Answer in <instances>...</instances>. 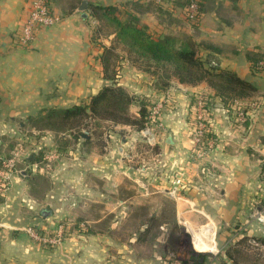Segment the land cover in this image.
Instances as JSON below:
<instances>
[{"label": "crops", "instance_id": "0c3cea01", "mask_svg": "<svg viewBox=\"0 0 264 264\" xmlns=\"http://www.w3.org/2000/svg\"><path fill=\"white\" fill-rule=\"evenodd\" d=\"M26 1L0 0L2 146L12 144L19 135H23L19 137L22 144L30 141L31 138L25 136L27 129L33 133L50 131L44 126L33 125L29 118L86 104L98 94L107 81L102 56L105 49L111 47L116 32L109 35L101 31L95 33L99 23L91 18L89 4L113 5L118 7L119 16L121 8H125L124 3L129 0H51L52 10L60 20L51 27L39 29L33 43L23 47L18 45L16 35L22 25ZM83 1H87V8L81 10ZM154 1L162 11L147 12L146 17L148 28L155 36L168 32L190 34L198 45L200 57L209 60V64L235 72L242 79H250L260 88L255 96L235 99L228 107L221 101L220 94L205 81L184 84L176 78H163L170 86L162 89L160 83L156 85L161 80L159 72L154 74L143 70L118 51L121 55L117 62V77L125 91L130 95L166 99L162 119L164 140L168 151H175V164L178 165L181 159L184 165L188 149L196 148L189 138V126L192 130L197 124L200 98H211L207 116L214 138L209 140L213 147L206 161L213 172L207 176L205 190L199 165L193 164L191 188L192 207L203 210L207 205L210 209L208 217L215 229L208 226L206 233L197 232L195 243L202 251H217V227L220 251H229L227 256L231 259L239 256L244 264H252L245 260L253 257L246 248L247 240L263 241L264 235V225L256 222L252 214L255 209L264 207V164L260 160L262 156L258 155L260 152L264 154V70L252 68L253 55L264 53V0H204L205 15L194 28L176 6L178 0ZM166 17L173 19L172 22ZM253 100L258 101L257 106H252ZM191 107L195 114L193 119ZM238 113L245 115L243 120L238 119ZM15 134L19 135L13 139ZM116 135H111L110 142L117 156L111 159L93 148L78 161L71 155L60 157L53 171L33 169L27 174L21 170L20 174L13 176L14 181L0 199V264H71L77 250L86 257H93L94 251L98 262H107L105 258L110 255L103 252L108 251L111 244L108 247L103 244V225L117 224L120 211L131 209L133 203V207L136 204L143 207L141 212H145L147 204L145 196H136V186L121 185V178L132 179L133 173L121 172L124 159L119 154L121 146ZM83 136L79 144L88 147L91 139ZM33 140L31 143L37 148L56 146L51 134H42ZM120 143L123 145V138ZM249 148L255 149L256 153ZM251 161H255L252 167L249 166ZM30 164L35 167L37 162L32 158ZM251 168L254 170L252 174L249 173ZM179 169L182 172L176 174V179L184 190L187 177L184 168ZM53 178L59 181L57 185ZM43 180L49 186L42 187ZM122 204L127 206L123 208ZM183 208V199L182 206L176 201L177 215ZM57 209H60L59 216L63 215L68 223L89 226L86 234L83 232L76 237L81 245H75V239L65 243L62 257L57 256L53 246L42 243L29 231H40L46 238L52 237L49 226L54 224L52 220ZM140 231L145 236V226ZM93 242L95 247H89ZM141 257L142 263L147 264L145 248ZM88 261L85 259L82 263L90 264Z\"/></svg>", "mask_w": 264, "mask_h": 264}, {"label": "rangeland", "instance_id": "374dc122", "mask_svg": "<svg viewBox=\"0 0 264 264\" xmlns=\"http://www.w3.org/2000/svg\"><path fill=\"white\" fill-rule=\"evenodd\" d=\"M132 8L135 7L130 5L121 8L118 17L120 19H125L127 17L125 9ZM127 19L129 20L130 17H127ZM189 25L193 26V28L195 27L191 23H189ZM156 83V85L159 84V82ZM139 100L142 102L146 101V104L147 101H149V105L152 108L159 101V99L156 98H147L146 95H143ZM257 102L258 101L253 100L252 106H257ZM139 109V102L135 101L130 106V113L134 117L139 118ZM164 113L165 106L160 115L159 113L153 115V119H150L148 114V120H146L144 127L138 131L132 125L114 124L101 119L87 121V119L77 118L70 122H58L55 124L54 129L47 131L48 133L42 131L33 133L31 129H27L25 136L27 137L28 135L31 140L23 144L19 139V137L23 135L20 136L19 134H15L13 139L18 135L19 137L13 140L12 144L5 143V146L0 145V186L5 184L2 182L1 175L11 173V185L14 181L13 176L20 174L21 170L27 174L33 171V169L53 171L56 169L55 164L60 160V157H68L71 155L78 161L82 155L93 148L100 150V152L104 154L106 153L109 159H111L117 156V151L110 142L111 135L117 134L116 137L119 139V146H121L119 154L124 159L123 163H121V172L133 173V175H131L132 179H127V177H125V179L121 178V185L128 183L129 185L136 186L138 190L136 196L138 198L145 196L147 198V204L145 206V212H141L143 207L139 204L133 207L134 203L132 202L131 209L124 208L127 204H122L121 207H123L124 210L121 208L122 210L120 211L117 224L103 225L104 242H102L105 247L111 244L109 250L103 252L104 255H110V258H105V261L107 260L105 264H143V258L141 256L144 248L147 251V264L243 263V258L237 256V258L231 259L227 256L229 251H220V248L217 246V237L219 234L217 227L215 230L217 251H202L196 246L195 239L198 235L197 232L200 231L204 234L208 226L214 227V225L210 217H208L210 216V209L207 205V207H203V210H197L192 207V203L194 202L191 188L192 166L193 164L199 165L198 169L200 175L205 178H203V185L205 186V190H207V176L210 172H213V168L206 161L210 153L208 151V146L205 145L203 148H200V150L202 154H207L203 158L197 157L198 145L196 150L188 149L189 151L184 155L186 161L184 165L181 159L178 165L177 163L175 164L177 157L174 154L175 151L170 152L167 149L164 140V128L156 127L154 124L159 121V116L163 119ZM188 118L191 120L190 114H188ZM29 122H32L30 118ZM38 125H44V123H38ZM150 125L155 126L153 130L155 137L153 142H150L146 136L141 134V131ZM27 126H30V124H27ZM189 127V138L193 141L191 126ZM42 134H46V136L49 134L53 135L56 141L55 148H37L31 143V141H34L33 139H37V137L42 136ZM83 135L89 136L91 139V144L88 145V147L79 144L82 143ZM122 138L124 140L123 145L120 143ZM249 150H251L253 154L256 153L255 149L249 148ZM111 152H113V154H110ZM258 152L259 149L257 153ZM16 153L17 155L15 156ZM252 153H250V156ZM258 155L262 156L260 160L262 164H264V154L260 152ZM14 157V163L12 167H10L8 163ZM32 158L37 162L35 167L30 164ZM254 164L255 161H251L249 166L252 167ZM181 167L184 168L183 171L186 173L187 177L184 190H181L182 184L176 179V174L182 172V170L179 169ZM262 170L264 174V165ZM252 171L254 170L251 168L249 173L252 174ZM52 181L56 182V185L59 183L57 178H53ZM40 184L42 187L43 185L49 186V183L44 180ZM6 190L0 191V199L5 195L7 192ZM165 191H167V193H165ZM120 197L123 198V195L121 194ZM182 199L184 201V208L180 209L177 215L176 201H179V205L182 206ZM59 213L60 209L55 210V219L52 220L54 224L51 223L49 226L50 232L53 233L52 237L46 238L40 231H36L35 235L42 243H48L53 246L58 252L57 256L59 254L62 257L65 243L71 239H75L73 243L77 246L81 245V242H79L76 237L83 232L86 234V230L89 226L86 224L76 225L68 223L63 215L59 216ZM144 226L146 229L145 236H143L140 231ZM195 232L197 234H195ZM173 236H176V238ZM253 241H255L256 244H254ZM143 242H145L146 245H143ZM91 246L94 248L95 242H93V244L90 243L89 247ZM246 246V248L252 252L253 257L245 260L251 261L252 264H264V242L250 239V242L247 240ZM96 255V252L93 251V257H86L80 250H77L73 253V262L71 264H83L82 261H85V259L86 261L89 260L88 262H90V264H101L98 262ZM99 256H101V254Z\"/></svg>", "mask_w": 264, "mask_h": 264}, {"label": "trees", "instance_id": "16d2710c", "mask_svg": "<svg viewBox=\"0 0 264 264\" xmlns=\"http://www.w3.org/2000/svg\"><path fill=\"white\" fill-rule=\"evenodd\" d=\"M191 3H195L197 7L193 17L188 14ZM175 4L180 8L185 19L195 27L202 21L206 12L204 0H178ZM89 5L92 11L91 18L99 23L95 33L101 31V33L109 35L116 32L111 47L106 48L102 56L107 81L88 103L49 111L39 117H31L33 125L44 123V125L38 126L52 130L55 128V124L61 121L70 122L77 118L87 119V121L101 119L114 124L132 125L137 131L141 130L148 120L151 106L149 101L146 104V101L139 100L144 94L130 95L119 84L117 77V62L121 55L119 52H123L129 60L143 70L154 74L159 72L162 76L158 77L159 80L161 79L159 83L162 89L170 86L168 82L162 80L163 78L167 80L176 78L184 84H198L205 81L220 94L221 101L228 107L233 100L251 98L260 91L256 82L242 79L235 72L219 69L217 66L209 64V60L200 57L198 45L190 34L168 32L155 36L148 28L146 15L147 12L159 13L162 11L156 1L129 0L124 3L123 7L130 5L135 7L132 8L133 10L125 9L126 16L130 17L129 20L127 17L120 19L117 15L118 7L113 5H101L95 2ZM166 18L170 23L173 20L169 17ZM252 60L253 70H264V53L253 55ZM135 101L139 102V118L130 113V106ZM211 101L209 96H205L203 99L204 134L198 148H203L209 140L214 138L207 116L210 113ZM193 113L194 109H192V119L195 116Z\"/></svg>", "mask_w": 264, "mask_h": 264}, {"label": "built area", "instance_id": "2783aa9c", "mask_svg": "<svg viewBox=\"0 0 264 264\" xmlns=\"http://www.w3.org/2000/svg\"><path fill=\"white\" fill-rule=\"evenodd\" d=\"M196 8L197 7L195 3L190 4L188 8V14L190 17H193L195 15ZM59 20L60 18L52 10L51 0H27L24 9L22 25L18 34L16 35V41L18 45L23 47H29L33 43L35 39V35L39 29L51 27L55 25ZM165 101L166 99L159 98V101L156 103V105L153 106V108L150 107V113H149L150 119H153L154 117L153 115L156 113H159L160 115L161 111L165 106ZM203 105H204L203 99L200 98L197 107L198 110L196 111L197 124L194 128H192V135H193L192 139H193L194 147H197L200 144V140L204 134L203 120L205 118V114H204ZM244 116L245 115L243 113H238L237 115L239 120H243ZM154 124L156 125V127L163 128V123L160 116H159V121L155 122ZM154 128L155 126L150 125L147 126L143 131H141V134L146 136L150 142H153L155 138L153 133ZM207 146H208V151L210 152L211 148L213 147V143L208 141ZM206 154H202L200 149L197 150V157L203 158L205 157ZM16 155L17 153L15 154V156ZM14 160L15 157L9 161L8 165H10V167H12ZM1 176H2V182L5 184L0 186V191H4L9 187L11 183L12 175L11 173H6L5 175H1ZM253 218L256 221H258L260 224L264 225V208L255 209L253 213ZM29 231L34 236H36L31 229H29ZM253 243L256 244L255 241H253Z\"/></svg>", "mask_w": 264, "mask_h": 264}, {"label": "water", "instance_id": "95a60500", "mask_svg": "<svg viewBox=\"0 0 264 264\" xmlns=\"http://www.w3.org/2000/svg\"><path fill=\"white\" fill-rule=\"evenodd\" d=\"M86 8H87V1H83L82 4H81L80 9H81V10H84V9H86Z\"/></svg>", "mask_w": 264, "mask_h": 264}]
</instances>
